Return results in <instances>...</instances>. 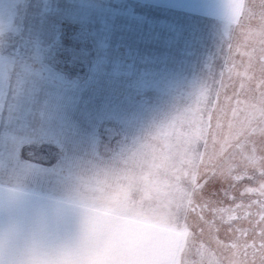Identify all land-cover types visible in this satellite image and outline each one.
Returning a JSON list of instances; mask_svg holds the SVG:
<instances>
[{
    "label": "rangeland",
    "instance_id": "obj_1",
    "mask_svg": "<svg viewBox=\"0 0 264 264\" xmlns=\"http://www.w3.org/2000/svg\"><path fill=\"white\" fill-rule=\"evenodd\" d=\"M264 264V0H0V264Z\"/></svg>",
    "mask_w": 264,
    "mask_h": 264
},
{
    "label": "crops",
    "instance_id": "obj_2",
    "mask_svg": "<svg viewBox=\"0 0 264 264\" xmlns=\"http://www.w3.org/2000/svg\"><path fill=\"white\" fill-rule=\"evenodd\" d=\"M91 264H93V263H91Z\"/></svg>",
    "mask_w": 264,
    "mask_h": 264
}]
</instances>
